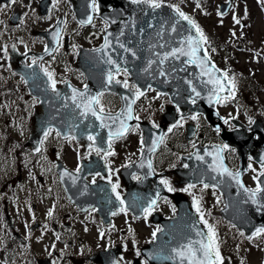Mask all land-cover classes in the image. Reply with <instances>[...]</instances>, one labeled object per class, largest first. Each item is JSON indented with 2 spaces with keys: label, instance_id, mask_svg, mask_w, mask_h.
Returning <instances> with one entry per match:
<instances>
[{
  "label": "rangeland",
  "instance_id": "374dc122",
  "mask_svg": "<svg viewBox=\"0 0 264 264\" xmlns=\"http://www.w3.org/2000/svg\"><path fill=\"white\" fill-rule=\"evenodd\" d=\"M221 1L225 0H173L181 11L195 20L208 37L209 43L205 46L217 67L229 79L235 80V95L218 104L220 113L233 115L231 105L242 97L254 108L255 116L264 118V3H261V0H232L228 12L219 15L217 11ZM16 3L0 11V49L5 46L8 49V45L14 42L19 50L28 47L40 50L44 40L29 34L28 29L30 26L44 29L47 19L39 15L37 0H20ZM13 7L21 10L20 16L24 21L21 23L20 18L15 26L8 21ZM233 17L239 19L240 23H235ZM88 34L89 38L85 39L84 45H88L86 44L88 40L95 41L92 34L90 32ZM3 56V51H0V264H36V257L42 256L49 257L52 263L56 261V264H78L75 256L80 254V247L84 248L85 242L80 244L71 232H63L61 239L63 237L67 239L60 241L59 231L53 228L54 223L61 228L60 207L69 203L55 186L51 167L56 158H61L70 167L74 166L76 158L82 156L81 147L74 141L57 138L53 133L39 153H33L27 147L25 150L19 148L25 147L23 143L30 131V116L38 102L37 100L34 102L21 77L13 71L7 58H2ZM75 58L76 50L65 52L59 48L45 62H51L54 68L61 69L66 65L68 69L69 66L73 69V65L69 63H74ZM76 71L72 81L83 82L81 73L78 69ZM243 76H250L253 83L246 84L243 80L240 82L238 78ZM116 78L128 80V76L125 77L123 74ZM251 87L252 91L255 90L254 94L249 92ZM158 93L150 89L139 98L134 108L139 119H147L157 125L158 117L149 118V113L143 106L153 103L165 105L167 102L164 96H157ZM229 101L232 102L228 104ZM162 106H158V113ZM183 121L199 124V119L184 118ZM133 128H136V131L129 132L126 137L113 142L117 150H123V155L112 160L113 178H116V170L119 167L139 156L142 132L137 125ZM183 130V126L181 129L177 127L169 133L170 141L157 154L160 157L158 165H161L166 155L170 154L169 150L175 145L187 144L188 148H192L209 137L207 128L198 125L197 135L186 143L183 139ZM234 156L233 151H225V157L232 167L236 166ZM249 164L252 168L244 175V182L249 188L255 189L257 180L253 177L258 176L261 170L251 160ZM171 184L174 189L180 191L187 186L176 188L173 182ZM182 192L192 204L193 197L200 201L204 219L215 227L220 252L224 258L223 264H263L264 234L250 240L240 234L242 232L240 229L221 218L218 211L223 206V199L217 189L211 186L205 189L203 185H195L190 191ZM167 200L162 201L161 207L166 208ZM31 203L35 204L34 208L31 207ZM49 209L53 213L51 217L48 216ZM6 216L13 221L12 229L5 223ZM35 224L37 225L34 226ZM151 227L146 231L141 229V235H147L150 239ZM74 230L79 237L83 236L82 229L77 225ZM14 234H18L20 240ZM68 240L70 245L66 244ZM53 244L55 248L52 247Z\"/></svg>",
  "mask_w": 264,
  "mask_h": 264
},
{
  "label": "water",
  "instance_id": "95a60500",
  "mask_svg": "<svg viewBox=\"0 0 264 264\" xmlns=\"http://www.w3.org/2000/svg\"><path fill=\"white\" fill-rule=\"evenodd\" d=\"M105 3L107 5L110 4L112 9L106 15H102L109 22V25L105 30L102 45L105 44V37H108L110 46L103 49L102 45L95 49H80L78 53V66L86 75L88 95H96L102 89L117 92L121 98V106L117 112L110 113L112 115H116L125 109L127 101L122 99V97L127 96L129 101L134 99L133 92L130 89H125L121 84H116L115 82L111 85L107 84V73L110 69L115 72V65L105 63V61L111 57L120 64L121 68L128 67L131 70L129 74L131 80L141 91H145L149 85H151L161 92L166 93L173 104L179 106L181 115L186 116L190 111L201 112L204 114L208 122L215 127L219 126L220 124L218 121H214V118H219V116L216 113L213 104L215 103V97L217 95L228 94L229 86L227 81H224L225 90L223 92H215L214 86L206 83L209 79L208 75L200 74V67L196 64L181 63V61L187 59V57L183 56L180 60H170L165 63L164 68L166 73H168L166 76L162 77L159 75V66L157 64L152 65L150 74L141 71L148 67L149 60L156 59V52L170 51L172 47L181 46L187 49V43L185 42L184 45H181L180 41L189 35L196 36L195 29L189 31L190 26L187 21L179 20L177 31L172 32L171 22L179 18L176 16L174 10L167 5L158 10L155 14L156 19H153V14L150 10L147 15L139 10V8L144 7L142 5L138 8V6L131 4L126 0H106ZM229 3L230 1L228 0L227 3L221 4L219 12L224 13L228 8ZM133 19L135 20V31H133V24L131 23ZM11 21H16L15 13L11 17ZM164 21H168V23L165 24L166 31L163 33L162 37H158L157 32L160 31V24ZM149 22L153 24L152 28L148 27ZM141 28L144 29L143 32L140 31ZM122 29L124 34L120 35ZM43 33L47 34V47L49 51L46 52L44 50L43 52L37 53L39 57L50 53L55 45V41L52 38V32L45 31ZM165 42L168 43V48L161 49L158 47L160 43ZM120 43L133 49L137 53V56L133 57L131 52H125L119 47ZM150 44L157 45V47L149 49ZM98 49L102 50L96 51ZM204 51L205 48L201 45V50L198 52V55L201 58H203ZM21 60L22 55L16 51H10L9 62L13 65L15 71L20 73L26 79L33 71L37 74L35 78L27 79L26 85L29 92L39 99V107L32 115V129L29 138L26 141V145L33 149L38 147V143L42 136L41 128L46 122H51L58 127L64 128L65 131L67 130L66 125L68 123H79L80 130L83 131L84 134L91 131V129L85 128V125L91 122L96 126L95 130L103 137L104 144L102 147L105 148L109 129L99 128L100 121L96 120L95 117H92L91 115H89L87 119L79 116V112L82 109H76L70 98L72 95L71 89L75 87L71 86L70 88V84H65L64 87L58 90L61 96L60 98H57L56 94L47 87L48 80L44 74L39 71L36 66H33L32 69L27 68L20 63ZM206 63L209 69L214 65L209 57ZM172 67H175L177 71L173 73L171 71ZM181 68H183V70H180ZM215 69L218 70L216 67ZM214 74L217 78H223L219 70L215 71ZM165 80H167V83L164 82ZM188 80L192 81L191 86L186 83ZM191 87H195L197 92L200 93V97L196 98L195 104L189 102V100H191L190 98H195V94L191 92ZM84 88L85 86L83 88L75 89L84 91ZM210 93H212V102H209ZM64 103L68 104L67 108L63 107ZM174 105L165 109L162 114L163 123H161L159 127L153 128L146 121L140 122V126L143 129V149L140 157L123 169V175L126 179H129L130 173L139 172L142 174V179L133 183L129 182L127 192L123 198L125 205L130 204L134 198H142L141 202L156 198L158 190L160 195L167 194L164 186L158 181V176L163 175L166 172L163 171L160 174H155L153 171V173L149 175L147 162L151 161L150 155L152 151H149V149L153 147V140L156 137L163 135L167 125L175 122L177 119V112ZM107 114L109 113L105 112V115ZM53 117H55L54 120L52 119ZM81 121H83V123H81ZM133 122L134 118L127 121L129 126H131ZM108 123L111 122L109 121ZM262 128L261 133H259V131L257 132V139H252L251 135H249L244 128L234 131H222L220 135L226 144L236 147L239 158L238 168L236 170H231L227 166L225 160L223 162L229 170L233 172L237 170L240 171L239 180L244 188H248L242 181V175L247 170L248 155H251L252 158L261 165L260 158L264 155V127ZM193 134L194 125L187 123L185 134L186 139H189ZM80 137L81 136L78 135L77 138L79 139ZM158 143L156 144V147L158 146ZM214 146H219V144L197 145L191 153L183 155L181 160L185 165H188V167L179 165L172 170L177 178L175 183L199 184L201 183V180H203V184H217L216 188L222 193L224 201V206L220 209V214L225 219L235 224L236 227L241 228L244 234L248 236L255 230V228L264 226V212L256 211L257 206L253 205L251 201L248 200V194L244 192L243 188L237 185L236 181L232 180L227 175L220 176L209 169L208 165L212 163L213 158L211 156H205V151L213 152L215 150ZM197 154L204 156V160H198L196 158ZM142 161L144 162L143 168L140 167ZM65 169L66 168L58 162L56 170L58 172L59 181L70 200L79 204L83 201V197L69 188V177L65 176L61 179V173ZM68 172L70 173V171ZM77 176L81 177L82 173H79ZM213 176H216L217 179L212 180L211 177ZM260 181H264V175L259 176V182ZM262 187H264V184H262ZM172 198L178 207L174 217L162 220L157 213L154 215V220H160L163 231L157 233V239L150 243V253L162 252L166 253V256H169L171 255V248L179 247V245L186 243L189 238L192 240L201 239V237L196 235L197 231L205 234L207 233L202 227L196 212L192 209L188 198L180 192H175L172 195ZM260 199L261 203H264V196ZM245 201L248 202L245 203ZM137 215H139V213ZM7 221L9 225H11L9 218H7ZM37 261L38 264H50L46 258H39ZM164 262L168 264H179L178 261L171 259H164Z\"/></svg>",
  "mask_w": 264,
  "mask_h": 264
},
{
  "label": "snow or ice",
  "instance_id": "6c2138e0",
  "mask_svg": "<svg viewBox=\"0 0 264 264\" xmlns=\"http://www.w3.org/2000/svg\"><path fill=\"white\" fill-rule=\"evenodd\" d=\"M59 2V0H52L53 7ZM16 3V0H9V3L7 5H0V11H3L5 7L11 6V4ZM130 3L133 5L141 6L143 5V8H139L140 11H143L146 15L148 14L149 10L153 14V19H156V13L158 10L162 9L165 6V0H130ZM261 3H264V0H261ZM168 7L172 8L176 14V16L179 18L177 20H174L171 22V31L176 32L177 31V25L179 24V20L187 21L188 25L190 26V29H195L196 36H187L183 40L180 41L181 45H184L185 42L187 43V49L185 47H172L170 51H163V52H156L155 56L156 59L154 60H149L148 61V67L142 69L141 71L144 73H149L150 74V69L152 68L153 64H157L159 66V75L160 76H166L168 73H166L164 65L167 61L170 60H180V58L187 57L186 60L181 61L182 64H196L198 67L201 68V75H208L209 79L206 81V83L212 84L214 86V91L219 93L223 92L225 90L224 86V81L228 82L229 89H228V95L223 97V99L220 96L215 97L216 103H222L225 100H228L232 97H234L235 92V80L229 79L228 76L225 74L223 78H217L215 76V71H218L215 69V66L213 65L211 69L208 68L206 61L208 60V53L205 50L203 58H201L198 55V52L201 50V45L208 44L209 40L208 37L204 34L200 26L195 22V20L192 19V17L186 15L183 11L180 10V8L176 5L169 4L167 5ZM88 7L91 10V13H98L100 10V6L97 3V0H90V3ZM197 7H199V4H197ZM51 11V9H49ZM219 15H223V13H218ZM27 15V13H25ZM235 23L239 24L240 20L237 19L236 17H233ZM93 20V15L90 14L87 18V20H81L79 23L85 24V23H91ZM23 18H21V23H23ZM115 22V21H112ZM133 24V31H135V20L133 19L131 21ZM168 21H164L163 23L160 24V31L157 32L158 37H162L163 33L166 31L165 29V24H167ZM107 26V24H106ZM127 26V25H126ZM149 28L153 27V24L149 22L148 24ZM141 32L144 31L143 28L140 29ZM123 29L121 30L120 35H123ZM235 35V33H233ZM52 38L56 42L57 47L52 49V51H58L59 46L61 43V35H60V29H57L52 33ZM118 39V38H117ZM110 46V41L108 40V37H105V44L102 45V49L105 47ZM119 47L122 48L125 52H131L133 57L137 56V53L131 49L126 47L123 43L119 44ZM157 47V45H149V49H153ZM159 48L165 49L168 48L169 45L167 42L165 43H160L158 45ZM12 48L15 49V45H12ZM102 49H98L96 51H101ZM0 51H3L4 56L2 58H7L8 57V49L7 47H3L0 49ZM45 51L48 52L49 49L47 45L45 46ZM215 51V49H213ZM37 61L35 59H32V63L27 64L26 67L29 69L33 68V65H35ZM105 63L109 65H115V73L110 69L109 72L107 73V84L111 85L113 82L116 84H121L124 88H134L135 93H134V99L128 100V97H122L125 101H127L125 109L116 114H107L105 115V109L103 104L101 103V97L103 93H97L96 95H88V87L85 85L84 91H79L75 88H72V95H71V100L73 104L75 105L76 109H82L79 112V116L84 117V119H87L89 115L92 117H95L96 120L100 121L99 128H108V139H107V150H105L102 145L104 144V139L101 136V134L95 130L96 126L93 125L91 122H89L87 125H85L86 129H91V131L87 132V140L90 141L91 143L88 144V152L85 155H90L92 152H95L98 156L102 155V159L105 160V165L110 163L108 161V157L114 156L115 152L112 150V144L115 140L121 139L124 136H126L129 132H134L136 131V128H133L128 125L127 121L133 119V109H132V104L135 103L136 99H139L141 96H143L145 93L140 90V88L136 84H132L131 86L129 85V82L127 78L124 79L123 82H121L119 79L116 77L120 75L121 73L127 77L130 74V69L128 67H123L121 68L120 64H118L115 60H113L111 57H109ZM180 70H183L181 68ZM41 71L44 72V75L47 76L48 78V85L51 88L52 92L56 94L57 98H60L61 94L56 88L57 81L54 78V73L49 71L47 68L41 66ZM171 71L174 73L177 71L175 67H172ZM35 71L32 72V74L27 77V79H32L36 77ZM155 78V77H153ZM22 79H25V82H27V79L22 76ZM167 83V80L164 81ZM186 83L189 84V86L192 85V81L188 80ZM71 88V85H69ZM149 88H151V85H149ZM191 92L195 94V98H190L191 103L195 104L196 103V98L200 97V93L197 92L195 87H191ZM162 95V93H158L157 96ZM67 99V98H65ZM34 102H36V98L34 97ZM209 102H212V93L209 94ZM99 106V109L97 110V107ZM63 107L67 108L68 104L64 103ZM163 110V109H162ZM177 111H179V106H177ZM53 120L55 117L52 118ZM135 119L139 120V117L136 116ZM191 119L196 120L198 117L196 115H193ZM223 120L224 118L221 117ZM184 120V117L181 116L179 120L176 121L173 125H171L168 128V132H171L174 128H177L179 126H182V121ZM111 123H108V122ZM83 123V121H81ZM225 124H228V120H224ZM253 121L249 119V124H252ZM138 127V125H137ZM153 127H159V125L153 124ZM66 131L64 128L58 127L55 124L51 122H46L45 125H42L41 131H42V138L39 141V147L35 149L37 153L42 151V148L45 144V142L48 140L49 136L55 133V136L57 138H62L64 140H67L69 142L77 140L78 135L83 136L84 132L80 130V124L79 123H68L66 125ZM216 131L220 132L221 129L219 126L216 127ZM164 135H161L159 137H156L153 140V147L149 149V151H154L156 144L158 142H163ZM142 144H143V138H142ZM195 147V145H193ZM214 151L209 152L205 151V156H211L212 163L208 165L209 169L212 172L217 173L220 176L227 175L230 177L232 180L236 181L237 185L241 188H243L244 192L248 194V200L251 201L253 205H256V211L257 212H264V203H261V197L264 196V187H262V184H264V181H260L257 183V186L255 189H249V188H244V186L240 183L239 177H240V171L237 170L235 172L229 170L225 165H224V157L221 155V153L225 149H229L228 144H223L219 146H214ZM230 151L235 152L236 149L232 148ZM59 155V154H58ZM196 158L198 160H204V156H200L199 154L196 155ZM252 157L249 156V160H251ZM261 171L260 175H264V155L261 156ZM140 167H144V162L142 161L140 164ZM147 167H148V174L151 175L154 171L152 167L151 161L147 162ZM185 167H188V165H185ZM249 168H252V165H248ZM76 173H80L82 171L81 166L78 164L76 169ZM255 171V169H253ZM100 173L97 172L96 176H99ZM112 175L113 172L111 169H109V176H108V182L111 184V191L115 195V199L119 201L121 207L119 208V212H124L126 213L129 209V207L133 208H140L144 219L147 220V218L152 214V212L155 210L157 206V199L160 198V193L159 190L156 193V198L147 200L146 202H141L142 198H134L133 201L125 206V201L121 197L120 193L117 191V189L120 187L119 181L115 183L112 182ZM65 176H68L73 184H75L76 180H78L80 177L79 176H74L72 173H69L66 169L61 173V179H63ZM96 176H93L92 182L95 183L96 181ZM133 179L140 180L142 179L140 176H133ZM212 180H216V176L211 177ZM253 179L259 180V176L253 177ZM201 183H203V180H201ZM160 184L163 185L169 192L176 191L172 187L171 182L167 179L162 177L160 179ZM204 188L210 187L208 183L203 184ZM193 187H195L194 184L189 183L184 189H181V191H190ZM212 188H216L217 184H212ZM85 190H87V185H85ZM248 201H245L247 203ZM109 203H111V200H109ZM193 207L196 209L198 213H200L201 221L204 223L205 227L208 229L207 233H203L200 231L196 232V235L201 237L199 240H192L189 238L186 243H183L179 245V247H173L171 248V255L163 257L164 259H171L174 261H178L179 264H223V257L220 252V243H219V238L216 233V229L213 225H210L207 220L204 219L203 212H201L200 208V201L196 198L193 197ZM91 211H95V208L90 209ZM52 210L49 209L48 211V216H52ZM112 215H117V212H112ZM234 226V225H233ZM131 232V229H129ZM163 229L160 227H157L153 232H152V239L156 240L157 239V233L162 232ZM241 235H244L243 232L240 233ZM264 234V226L257 227L255 228V231L252 232V235L248 237V239H252L253 237H258ZM103 235V233H101ZM57 239H59V236H57ZM135 243V241H133ZM55 248V244L52 246ZM141 253L139 250H137L136 255L139 256ZM51 255V253H49ZM150 258L156 259L160 258L157 255L153 254ZM53 264H56V261H53ZM115 264V262H114ZM143 264H147V262H143Z\"/></svg>",
  "mask_w": 264,
  "mask_h": 264
},
{
  "label": "flooded vegetation",
  "instance_id": "af4514ba",
  "mask_svg": "<svg viewBox=\"0 0 264 264\" xmlns=\"http://www.w3.org/2000/svg\"><path fill=\"white\" fill-rule=\"evenodd\" d=\"M17 1L20 2V0ZM41 1L42 0H37V8L39 10ZM78 1L79 0H59V2L53 7L52 0H45L49 6L48 12L45 15L48 17V26L52 25L58 20L60 21V35L62 39L59 47L63 48L67 52L70 50L77 51L78 47L81 45L79 40L85 42V39L89 38L88 32L92 34L96 42L93 44L92 41L88 40L86 44H93V46L97 45L100 42L106 26V22L97 17V15L93 17L92 22L87 26L76 21L73 8ZM49 9H51V11H49ZM41 65L54 73V78L57 81L56 86L63 84L65 80H72L73 74L75 72L73 69H70V71L67 72V66L64 68V70L54 68L51 63L44 62V60L41 62ZM246 79L247 78H244V80ZM111 95L113 94L110 93V96ZM231 107H233L235 116H232L231 114H228L227 116L224 115L226 116L224 117V120L229 121L228 124L224 123L227 129L234 128V124L232 123L233 120L250 125L249 119L254 121L255 117H257L255 116L256 112L254 111V108H252L244 98H239L237 102L231 105ZM89 143L91 142L87 140V144L83 145V149L81 150L83 155L88 152L87 146ZM112 150L115 152V155L107 158L110 162L107 165H105V160L102 159V156L99 155V157H101L102 164L104 165L103 170L89 172L85 178V182L87 184L101 189L105 188V185L109 183L108 176L109 169H111V165H113L112 160H115L120 155H123V150H117V148L114 146H112ZM90 155H85L86 159H89ZM76 160V164H74L72 167H69L73 171H75L78 164L80 165L81 161H84V158L81 157ZM91 160L93 161V158ZM97 172L100 173L99 176H96ZM116 175V178L112 177V182L115 183L118 179L120 187L117 189V191L122 196L125 191V185L120 178V169L116 170ZM93 176H96L95 183L92 182ZM82 189L84 190V186ZM93 190V188L90 189V192ZM113 196L115 197L114 194ZM99 205H101L100 208H103V214H106L105 216L108 218V221H104L97 206L88 207L85 210H80L73 205H63L60 207V209H62L60 215V220H62V228H60V232H71L77 238L80 244L85 242L84 248L80 247V254L75 256V260L78 261V264H114V262L115 264H143L145 261L147 264H152L148 261V258L145 255H136L137 250H139L141 253L142 246L149 242L147 235H141V229L146 231L151 225L152 227L150 229V233L152 235V232L157 227H160L158 224L151 222V215L147 218V220L144 219L143 215L141 218L133 217L129 210L126 213L116 211L118 214L112 215V212L109 211L110 205L108 202H101ZM92 208H95L96 210L91 211L90 209ZM160 209V211L163 212L164 217L172 216L176 211L174 206H168L166 208ZM120 217L122 220H120ZM75 225L82 229L83 236L79 237L77 232L74 230ZM54 227L57 229L56 224ZM129 229H131V232ZM101 233H103V235H101ZM133 241H135V243H133ZM68 243H70V241H68ZM93 254H97V261L90 260V256Z\"/></svg>",
  "mask_w": 264,
  "mask_h": 264
},
{
  "label": "trees",
  "instance_id": "16d2710c",
  "mask_svg": "<svg viewBox=\"0 0 264 264\" xmlns=\"http://www.w3.org/2000/svg\"><path fill=\"white\" fill-rule=\"evenodd\" d=\"M169 160H168V164H170L171 163V159L170 158H168Z\"/></svg>",
  "mask_w": 264,
  "mask_h": 264
}]
</instances>
